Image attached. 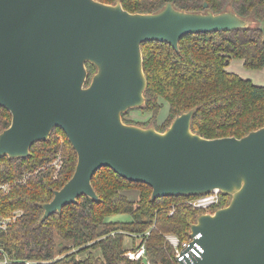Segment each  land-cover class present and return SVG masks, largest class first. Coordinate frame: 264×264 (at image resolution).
Returning a JSON list of instances; mask_svg holds the SVG:
<instances>
[{
    "label": "water",
    "instance_id": "water-1",
    "mask_svg": "<svg viewBox=\"0 0 264 264\" xmlns=\"http://www.w3.org/2000/svg\"><path fill=\"white\" fill-rule=\"evenodd\" d=\"M250 23L233 10L187 11L171 0L155 12L128 11L120 0H0V105L11 113L0 156H27L56 126L77 154L70 178L41 204L42 219L81 194L98 199L91 179L102 166L150 185L151 199L219 188L229 202L197 215L189 236L200 235L189 246L197 242L200 256L179 264H264V125L205 137L191 129L193 108L162 131L121 117L144 103L143 41L178 49L184 34ZM86 62L96 66L88 84Z\"/></svg>",
    "mask_w": 264,
    "mask_h": 264
},
{
    "label": "trees",
    "instance_id": "trees-1",
    "mask_svg": "<svg viewBox=\"0 0 264 264\" xmlns=\"http://www.w3.org/2000/svg\"><path fill=\"white\" fill-rule=\"evenodd\" d=\"M120 1L131 12H155L166 3ZM171 1L187 11L233 10L252 23L245 28L184 34L178 49L167 41L141 43L147 85L140 108L155 120L163 104L168 105L165 119L154 127L164 130L177 114L191 108V129L205 137H240L264 125V83L257 84L227 68L232 59H242L247 68H264V0ZM86 68L88 84L96 66L86 62ZM125 114L121 117L126 122ZM10 121V111L0 105V131ZM58 154L62 162L56 169L52 161ZM76 162V151L59 126L47 139L33 142L27 156H0V183H9L8 189L0 188V214L20 211L0 231V260L8 259L3 264H26V260L30 264H175L165 234L188 237L190 224L203 210L188 201L195 195L151 199L150 185L125 179L102 166L91 179L98 199L81 194L77 201L42 219L41 204L70 178ZM25 174V180H20ZM132 189L138 192L136 198L125 192ZM229 197L221 192L219 205H225ZM116 213H127L130 219H108ZM126 235L134 238L127 248L123 244ZM142 244L145 251L140 259L125 255L129 248Z\"/></svg>",
    "mask_w": 264,
    "mask_h": 264
},
{
    "label": "built area",
    "instance_id": "built-area-1",
    "mask_svg": "<svg viewBox=\"0 0 264 264\" xmlns=\"http://www.w3.org/2000/svg\"><path fill=\"white\" fill-rule=\"evenodd\" d=\"M61 156L58 154L56 158L52 161V164L58 169L61 165ZM27 174L23 175L20 179L22 181L25 180ZM9 187L8 182L0 183V188L6 190ZM221 190L219 188H214L209 192L202 193L195 195L194 197L188 199V201L195 207L199 209H203V212H211L209 209L212 206H217L220 204L221 200ZM20 213L19 210H15L14 212H10L8 214H0V231L5 229ZM212 213V212H211ZM200 234H196L195 236L191 237L188 234L186 239H181L175 233H166L165 237L169 241V243L173 247V256L175 264H179V261L184 260L185 258L192 259L194 256H200V246L197 242H194L192 246H189V242L198 237ZM145 248L144 245H140L137 249H129L125 252V255L128 256L130 259H140L144 254ZM8 259L4 257L0 260L1 263H6ZM31 260H26V264H30Z\"/></svg>",
    "mask_w": 264,
    "mask_h": 264
},
{
    "label": "rangeland",
    "instance_id": "rangeland-1",
    "mask_svg": "<svg viewBox=\"0 0 264 264\" xmlns=\"http://www.w3.org/2000/svg\"><path fill=\"white\" fill-rule=\"evenodd\" d=\"M232 61H234V62H232ZM232 61H231V63H233V65H232L233 70L240 73L241 76H243L245 78H250L251 80H253V82H255L257 84H263L264 83V68L251 69V68H247L246 66H244V64L242 62H238L235 60H232ZM231 63L228 65V67H227L228 69H230ZM142 105H140V106H142ZM140 106L132 107V108H129L125 111L126 114L124 116V120H126L127 123H133V124H137L140 126H149V125L154 126L155 122L158 124H161L167 115L168 105L166 103H164L163 106L159 109V112H158L155 120L153 118H150L151 117L150 112H146V111L142 110L140 108ZM144 121L147 124L142 123ZM125 192L131 198H136L137 193H138L137 190H135V189L126 190ZM230 197H229V200H230ZM229 200H228V202H229ZM218 206L220 207V206H224V205H218ZM216 208H217V206H212L209 210L211 212H213ZM203 211H205V210H202L201 212H203ZM108 219L128 220V219H130V215L127 213H116V214H112V215L108 216ZM133 239L134 238L131 237L130 235H126L124 237V240H123L124 246L126 248L130 247L133 244ZM129 249H131V248H129ZM0 264H1V262H0ZM121 264H124V263H121Z\"/></svg>",
    "mask_w": 264,
    "mask_h": 264
},
{
    "label": "crops",
    "instance_id": "crops-1",
    "mask_svg": "<svg viewBox=\"0 0 264 264\" xmlns=\"http://www.w3.org/2000/svg\"><path fill=\"white\" fill-rule=\"evenodd\" d=\"M232 60H235V61H238V62H242V63H243V60H242V59H232ZM232 60H231V61H232ZM231 61H230V63H231ZM232 62H234V61H232ZM230 63H229V64H230ZM232 65H233V63H231V65H230V69H231V70H233ZM227 67H228V66H227ZM233 71H234V70H233ZM235 72H236V71H235ZM237 73H238V72H237ZM239 74H240V73H239ZM240 75H241V74H240Z\"/></svg>",
    "mask_w": 264,
    "mask_h": 264
},
{
    "label": "bare ground",
    "instance_id": "bare-ground-1",
    "mask_svg": "<svg viewBox=\"0 0 264 264\" xmlns=\"http://www.w3.org/2000/svg\"><path fill=\"white\" fill-rule=\"evenodd\" d=\"M129 250V249H128ZM2 260V259H1ZM135 260H137V259H135ZM1 264H3V263H1Z\"/></svg>",
    "mask_w": 264,
    "mask_h": 264
}]
</instances>
